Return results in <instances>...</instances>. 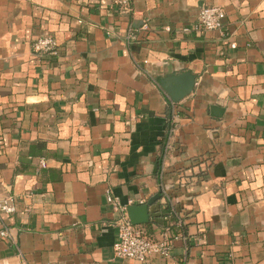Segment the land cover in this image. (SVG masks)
<instances>
[{"label":"crops","instance_id":"crops-1","mask_svg":"<svg viewBox=\"0 0 264 264\" xmlns=\"http://www.w3.org/2000/svg\"><path fill=\"white\" fill-rule=\"evenodd\" d=\"M202 6L225 38L182 32ZM107 193L158 195L134 226L172 247L142 264H264V0H0V264H140L113 258Z\"/></svg>","mask_w":264,"mask_h":264},{"label":"built area","instance_id":"built-area-1","mask_svg":"<svg viewBox=\"0 0 264 264\" xmlns=\"http://www.w3.org/2000/svg\"><path fill=\"white\" fill-rule=\"evenodd\" d=\"M110 4L124 11L130 9V0H110ZM181 30L185 33L215 31L221 38H225L228 34L225 26V12L218 6H202L197 13L196 21L184 26ZM235 46V43L229 44L230 48H235ZM31 52L44 62L60 54L59 45L51 35L37 37L31 44ZM40 165H45L43 160L40 161ZM106 202L115 215L112 223L116 229V240L112 246L113 258L132 260L142 264L154 255L168 257L172 247L168 231L161 233L158 239L146 237L140 229L131 224L128 218L127 208L132 201L129 200L123 205L117 197L107 193ZM15 203V198L12 196L0 199V215L13 213L16 209ZM172 214L177 216L174 209H172ZM177 224L182 225L180 218ZM0 239L13 240L8 227L3 222L0 224Z\"/></svg>","mask_w":264,"mask_h":264},{"label":"water","instance_id":"water-1","mask_svg":"<svg viewBox=\"0 0 264 264\" xmlns=\"http://www.w3.org/2000/svg\"><path fill=\"white\" fill-rule=\"evenodd\" d=\"M195 77L190 73H181L170 76L160 81V86L173 102H178L186 97L194 88ZM217 110V108H215ZM158 195L149 199L144 205H131L127 208L128 218L132 225L148 222V207Z\"/></svg>","mask_w":264,"mask_h":264}]
</instances>
